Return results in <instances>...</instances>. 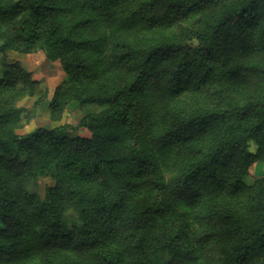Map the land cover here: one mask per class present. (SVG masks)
Listing matches in <instances>:
<instances>
[{
  "label": "trees",
  "instance_id": "trees-1",
  "mask_svg": "<svg viewBox=\"0 0 264 264\" xmlns=\"http://www.w3.org/2000/svg\"><path fill=\"white\" fill-rule=\"evenodd\" d=\"M9 52L59 62L51 121L99 111L17 134L3 62L0 264H264V0H0Z\"/></svg>",
  "mask_w": 264,
  "mask_h": 264
},
{
  "label": "rangeland",
  "instance_id": "rangeland-1",
  "mask_svg": "<svg viewBox=\"0 0 264 264\" xmlns=\"http://www.w3.org/2000/svg\"><path fill=\"white\" fill-rule=\"evenodd\" d=\"M196 17H193L186 25H192ZM3 62L14 63L19 62L20 65L29 73L31 78L37 81V87L34 96H25L16 98L14 106L20 111V121L15 125V132L19 135L29 133L36 128H53L57 126H66L67 134L70 137L89 136V132L85 129L77 128L80 118L88 112H98L99 108L95 105L79 106L72 103L64 112L60 121L53 122L49 116L48 104L53 95L55 88L62 83L64 73L59 62L51 63L47 60L45 53L38 52L30 55H22L14 52L7 53L4 57L0 55V75L2 74ZM40 101L37 107H34L36 101ZM249 150L255 152L256 145L250 143ZM264 176V165H257L252 170L251 175L244 178L247 185H251L255 178ZM53 185L50 176L38 177L36 180H30L26 189L29 193L36 194L41 199L44 198L45 189ZM70 223H77L76 213L71 211L68 214Z\"/></svg>",
  "mask_w": 264,
  "mask_h": 264
}]
</instances>
